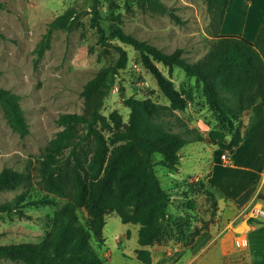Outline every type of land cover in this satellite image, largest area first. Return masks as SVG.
Instances as JSON below:
<instances>
[{"label":"rangeland","instance_id":"1","mask_svg":"<svg viewBox=\"0 0 264 264\" xmlns=\"http://www.w3.org/2000/svg\"><path fill=\"white\" fill-rule=\"evenodd\" d=\"M100 1V23L108 37L106 43L100 40L97 27L92 23L93 0H0V87L19 95L30 126V132L21 136L7 122L0 104V171L11 167L29 176L26 182L28 196L18 207L0 211V244L42 239L53 225L55 211L69 202L68 198L52 194L48 196L56 201L55 204L44 202L47 193L38 173L39 162L48 142L64 128L57 121L59 115L82 111L85 84L102 68L116 65L121 55L119 48L127 53V65L109 75V91L101 112L110 119L112 113L120 114L126 124L130 107L124 98L128 96L151 97L156 102L169 103L157 79L143 64L139 51L118 37H110L116 27L167 52L181 47L189 61L204 55L215 40V31H218L205 0ZM70 9L78 12L71 26L51 29V22ZM242 11L243 8H237L236 25L241 21ZM156 63L174 81L175 87L187 95L188 105L185 111L178 113L203 138L180 149L177 170L160 164L155 166L164 188L171 194L169 214L187 217L192 226L185 230L186 234H180L170 220L164 233L147 247L152 252L153 262L179 246L189 245L187 242L196 227L205 229L224 215L218 201L223 203L220 197L230 191L228 180L243 173L240 165L245 161L244 150L235 148L240 167L223 166L228 162L222 161V153L228 154L230 159L235 151L232 153L211 140L209 132L223 131L229 141L233 130L206 102L202 82L178 66L170 70L163 63ZM247 114L248 111L242 117V133ZM182 125L175 123L173 127L178 130ZM75 127L85 132L84 125L75 124ZM106 134L110 133L107 131ZM159 158L161 155L156 154V159ZM205 188L214 191L217 204L214 205V199ZM22 190L19 187L1 191L0 203L12 200ZM257 194L258 190L242 205L236 203L237 199L227 201V206L233 210L229 214L237 216L242 213L253 218L250 207L258 199ZM190 202L194 208L189 206ZM77 213L84 224L89 223L85 208H78ZM138 232L139 224L124 223L117 213L111 212L106 215L103 241L95 236L91 240L103 259L112 254L116 262L123 259L124 253L127 264H145L136 259L135 250L140 247ZM260 257L251 250L246 263L264 264V256ZM5 264L25 263L8 260Z\"/></svg>","mask_w":264,"mask_h":264},{"label":"trees","instance_id":"2","mask_svg":"<svg viewBox=\"0 0 264 264\" xmlns=\"http://www.w3.org/2000/svg\"><path fill=\"white\" fill-rule=\"evenodd\" d=\"M205 1L218 31L209 49L193 61L184 56L181 47L167 52L120 27L114 29L110 37H118L139 51L143 64L155 76L169 103L128 96L124 98L130 107L126 124L120 114L112 113L110 119L101 112L109 91V75L127 65V53L119 48L121 55L116 65L102 68L85 84L82 111L59 115L57 121L64 128L48 142L39 162L38 173L47 193L44 202L55 204L48 194L68 198L69 202L55 211L53 225L42 239L0 244V264L8 260L25 264H105L106 259L94 249L91 238L95 236L103 241L106 215L111 212L117 213L124 223L139 224L140 247L135 252L137 259L145 264L153 263L152 252L147 247L164 233L170 220L180 234H186L185 230L192 224L185 216L169 214L171 194L164 188L155 166L177 170L180 149L203 136L190 128L178 113L185 111L187 95L175 87L156 62L170 70L178 66L202 82L206 102L233 130L229 141L226 133L219 130H211L209 137L232 153L243 141L244 113L258 102L264 105V18L255 41L237 34H221L230 0ZM100 2L93 0L91 19L100 40L106 43L108 37L100 23ZM77 13L75 9L67 10L51 22V29L71 26ZM0 104L10 126L26 136L30 126L19 95L0 87ZM175 123L183 124L182 129H175ZM75 124L84 125L85 132H80ZM156 154L161 158L156 159ZM28 177L26 172L11 167L0 171V192L23 188L12 200L0 203V211L18 207L28 196ZM205 190L214 199V205L217 204L214 191ZM256 190L255 186L248 188L236 203H246ZM257 198L264 200L263 189L258 191ZM189 206L195 207L192 202ZM82 207L90 218L88 224L77 213ZM248 221L253 223L256 219ZM202 230L196 227L187 244Z\"/></svg>","mask_w":264,"mask_h":264},{"label":"crops","instance_id":"3","mask_svg":"<svg viewBox=\"0 0 264 264\" xmlns=\"http://www.w3.org/2000/svg\"><path fill=\"white\" fill-rule=\"evenodd\" d=\"M237 8H243L238 25H236ZM263 18L264 0H230L220 33L237 34L255 41ZM236 150H244L245 161L240 165L243 166L241 167L243 173L228 180L230 194H222L220 198L223 199V203L218 201L224 215L216 220L214 225L203 229L191 244L169 251L168 255L161 256L158 260L154 259L152 264H169L173 261L179 264H247L246 259L251 250L258 253L260 258L264 256V219L254 216L257 221L250 223L249 215L242 213L237 216L230 215L229 213L233 212L232 207L226 204L227 201H235L250 187L255 186L258 191L264 189V105L262 103H256L248 111L243 141ZM237 151L231 154L224 167H240L235 158ZM212 166H215L214 163ZM209 171L211 173V170ZM207 179L210 180L209 176ZM207 186L209 187V184ZM121 239L120 237L119 243L122 242ZM125 259L123 253V259L115 262L110 254L106 262L127 264Z\"/></svg>","mask_w":264,"mask_h":264},{"label":"built area","instance_id":"4","mask_svg":"<svg viewBox=\"0 0 264 264\" xmlns=\"http://www.w3.org/2000/svg\"><path fill=\"white\" fill-rule=\"evenodd\" d=\"M221 159L224 162H228L229 161L228 154L222 153ZM250 214L255 216V217L264 219V200L256 199L254 204H251Z\"/></svg>","mask_w":264,"mask_h":264},{"label":"bare ground","instance_id":"5","mask_svg":"<svg viewBox=\"0 0 264 264\" xmlns=\"http://www.w3.org/2000/svg\"><path fill=\"white\" fill-rule=\"evenodd\" d=\"M246 226V225H245ZM243 229V228H242ZM245 229V228H244Z\"/></svg>","mask_w":264,"mask_h":264}]
</instances>
